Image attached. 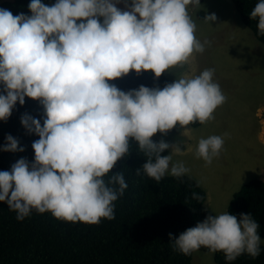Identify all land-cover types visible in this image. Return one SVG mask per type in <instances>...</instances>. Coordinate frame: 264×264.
<instances>
[{
  "label": "clouds",
  "instance_id": "1",
  "mask_svg": "<svg viewBox=\"0 0 264 264\" xmlns=\"http://www.w3.org/2000/svg\"><path fill=\"white\" fill-rule=\"evenodd\" d=\"M119 0H55L51 6L31 0V15H13L0 8V121H6L17 102L25 98L41 103V120L25 114L21 123L36 134L34 162L19 159L11 170L0 171V202L23 220L33 210L68 222L98 224L114 220V202L128 184L123 172L112 173L117 161L135 141L147 162L136 169L159 182L166 174L177 179L190 169L174 155H182L181 142L158 143L153 136L179 126L206 123L225 102L214 69L183 75L163 88L123 91L115 84L133 70L156 78L188 63L205 45L195 35L197 26L188 5L201 0H131L120 10ZM264 34V0L250 13ZM102 22H101V19ZM206 21L216 20L206 14ZM256 116L264 143V109ZM224 140L201 138L195 155L211 164ZM5 152L25 149L11 134ZM166 150L168 155H161ZM109 173L111 175L109 176ZM105 177H108L107 180ZM195 199H200L194 194ZM260 224L251 213L239 219L230 212L208 215L178 238L169 234L173 250L191 255L201 247L222 252L227 262L242 254L260 255Z\"/></svg>",
  "mask_w": 264,
  "mask_h": 264
},
{
  "label": "trees",
  "instance_id": "2",
  "mask_svg": "<svg viewBox=\"0 0 264 264\" xmlns=\"http://www.w3.org/2000/svg\"><path fill=\"white\" fill-rule=\"evenodd\" d=\"M30 2L5 1L0 3V8L10 10L13 15L21 12L31 15ZM232 2L244 25L264 45V34H260L257 27L258 18L250 17L259 0ZM42 3L51 6L55 0H42ZM199 18H203L202 15L199 14ZM109 83L127 92L141 85L163 88L172 81L166 72L156 78L154 73L137 74L133 70ZM2 89L3 85H0V91ZM25 114L40 119L43 126L44 109L39 101L26 97L23 106L17 102L12 115L6 121H0V149L6 143V136L11 134L25 150H0V171H10L21 158L34 162L32 144L39 136L29 134L22 125L21 117ZM202 125L197 121L187 127ZM179 129L177 126L167 134ZM152 139L157 143L160 141L155 137ZM169 151L161 155H168ZM146 162L138 144L130 141L129 153L112 169L113 174L123 172L128 184L124 195L114 202V220L102 218L98 224L68 222L53 217L50 212L41 214L33 210L21 221L16 212L0 202V264H193L194 252L184 255L174 251L169 234L178 238L208 215H213L206 209L207 192L196 179L187 175L179 179L165 175L159 182L143 173L137 176L136 169ZM194 194L200 199H195ZM227 211L238 219L241 213H251L260 224L258 233L264 238V180L252 179L244 184L233 194ZM198 251L209 253L204 247ZM214 261L216 264H264V246H260V255L255 258L245 253L227 262L224 254L218 251L214 253Z\"/></svg>",
  "mask_w": 264,
  "mask_h": 264
},
{
  "label": "rangeland",
  "instance_id": "3",
  "mask_svg": "<svg viewBox=\"0 0 264 264\" xmlns=\"http://www.w3.org/2000/svg\"><path fill=\"white\" fill-rule=\"evenodd\" d=\"M5 1L11 0L0 3ZM130 5L131 0L116 4L122 11ZM188 11L197 26L196 37L210 45L203 53H194L188 63L166 71L167 76L174 82L179 76L214 69L213 79L226 99L202 126L153 137L169 144L181 142L183 154L173 160L182 161L190 169L186 175L210 195L206 209L215 215L228 212L233 194L244 184L264 180V143L258 139L261 125L256 116L258 109H264V45L244 25L232 0H201L200 6L189 4ZM204 14H215L216 20L206 21ZM210 135L221 136L224 143L220 155L207 164L195 151L198 141ZM193 264H216L214 253L194 251Z\"/></svg>",
  "mask_w": 264,
  "mask_h": 264
},
{
  "label": "crops",
  "instance_id": "4",
  "mask_svg": "<svg viewBox=\"0 0 264 264\" xmlns=\"http://www.w3.org/2000/svg\"><path fill=\"white\" fill-rule=\"evenodd\" d=\"M167 74V73H166ZM263 180V179H262ZM211 199V197H210V195H208V193H207V202L209 201ZM206 202V203H207Z\"/></svg>",
  "mask_w": 264,
  "mask_h": 264
}]
</instances>
